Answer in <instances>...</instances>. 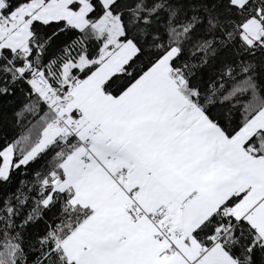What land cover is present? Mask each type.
I'll return each instance as SVG.
<instances>
[{"label": "snow or ice", "instance_id": "obj_1", "mask_svg": "<svg viewBox=\"0 0 264 264\" xmlns=\"http://www.w3.org/2000/svg\"><path fill=\"white\" fill-rule=\"evenodd\" d=\"M0 264H264V0H0Z\"/></svg>", "mask_w": 264, "mask_h": 264}]
</instances>
